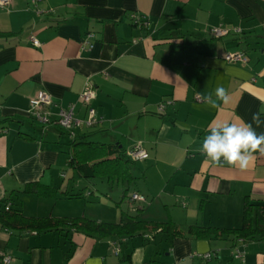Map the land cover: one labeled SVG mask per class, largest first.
<instances>
[{
	"label": "crops",
	"instance_id": "0c3cea01",
	"mask_svg": "<svg viewBox=\"0 0 264 264\" xmlns=\"http://www.w3.org/2000/svg\"><path fill=\"white\" fill-rule=\"evenodd\" d=\"M134 14L149 24H136ZM219 25L232 30L215 37L210 29ZM0 31L17 33L0 36V119L19 118L0 126V208L11 204L35 217L237 228L247 197L264 204V156L256 153L255 163L241 171L217 167L199 151L212 121L250 123L264 109V0H11L0 6ZM237 51L248 61L225 58ZM87 81L95 86L99 122L77 134L118 143L126 152L137 143L147 150L141 175L133 165L131 171L133 183L143 176V188L157 197L149 208L138 203L136 212L122 215L110 203L116 202L108 192L114 182L87 179L69 163L72 138L56 120L71 103L77 117H86L79 94ZM220 86L231 102L213 109L205 97ZM42 90L54 101L47 124L29 112ZM98 178L106 180L101 189L107 193ZM33 182L45 185V193L24 192ZM3 254L13 256L10 264H264V240L155 231L101 237L0 224V264Z\"/></svg>",
	"mask_w": 264,
	"mask_h": 264
},
{
	"label": "trees",
	"instance_id": "16d2710c",
	"mask_svg": "<svg viewBox=\"0 0 264 264\" xmlns=\"http://www.w3.org/2000/svg\"><path fill=\"white\" fill-rule=\"evenodd\" d=\"M17 33L2 32L0 36L10 37ZM18 117L10 116L0 119V126ZM69 133V132H68ZM88 134H76L72 138V151L69 158L71 166L85 178L105 177L114 183H123L127 187L124 197L127 195L129 186L134 182L135 177L131 171L133 163L126 150L118 143H104L88 139ZM46 187L40 183H28L24 192L45 193ZM243 223L237 228H226L204 225H189L182 228L173 220L167 221H148L135 217L129 221L105 222L96 221L85 216L76 217H35L26 216L19 208H12L11 204L0 208V224L10 229L34 230L42 232L52 229L70 228L82 230L87 233L101 237L108 236H133L138 233L151 231L161 232L173 237L191 236L200 239H221L230 236L232 240H264V204L252 202L250 198L245 199L243 209Z\"/></svg>",
	"mask_w": 264,
	"mask_h": 264
},
{
	"label": "clouds",
	"instance_id": "9594fccd",
	"mask_svg": "<svg viewBox=\"0 0 264 264\" xmlns=\"http://www.w3.org/2000/svg\"><path fill=\"white\" fill-rule=\"evenodd\" d=\"M205 102L211 108L219 109L221 102L224 105L231 102V96L220 86L205 97ZM262 125L264 109L253 113L250 123L214 120L208 126V134L203 137L199 151L217 167L228 165L241 171L249 169L255 163L256 153L264 156V132L256 131Z\"/></svg>",
	"mask_w": 264,
	"mask_h": 264
},
{
	"label": "built area",
	"instance_id": "2783aa9c",
	"mask_svg": "<svg viewBox=\"0 0 264 264\" xmlns=\"http://www.w3.org/2000/svg\"><path fill=\"white\" fill-rule=\"evenodd\" d=\"M37 1L38 0H33L34 3H36ZM10 2L11 0H0V6L6 7L7 5L10 4ZM132 19L136 24H139V25L141 24V25L147 26L149 24V21L147 18L138 16L136 14L132 16ZM231 30H232L231 28L225 27L222 25L213 26L210 29L211 33L215 37H222L224 35H227L231 32ZM235 31L238 32L239 29L236 28ZM32 41L35 45H40V42L36 38H33ZM225 58L228 61H242V62L248 61V57L246 53H244L243 51L227 53ZM95 96H96V92H95L94 84L90 81H87L84 89L79 94V100L83 104H85L87 108V115L85 118H79L76 116V112H75L76 104L75 103H71L66 107L60 108L58 112V118L56 121L63 129L69 132V135L71 137H74L77 134V130L81 128L92 127L99 122V118L96 115V109L92 105V100L95 98ZM196 99L202 100V97L198 95ZM53 104H54V101H53L52 95L45 90L40 91L35 97L31 99L30 110H29L31 117L42 124H47L48 122H50L49 108ZM165 106H166V103L161 102L159 104V109L162 111L165 109ZM127 153L134 160H142L148 157L147 150L140 143H137L136 145H134V147L131 148ZM130 200L133 202L134 201H146V197L144 194L136 191L130 195ZM205 256L209 257L210 253H207ZM236 256L240 258L243 257V255L238 250H237ZM12 260H13L12 255L10 254L2 255V262L4 264H10Z\"/></svg>",
	"mask_w": 264,
	"mask_h": 264
},
{
	"label": "rangeland",
	"instance_id": "374dc122",
	"mask_svg": "<svg viewBox=\"0 0 264 264\" xmlns=\"http://www.w3.org/2000/svg\"><path fill=\"white\" fill-rule=\"evenodd\" d=\"M26 125L30 126L29 122L26 123ZM139 166L140 167H144L145 166V160L142 161V160H138L136 161L135 164H133V170L135 171V173L137 175H141V171L139 169ZM96 181H98V186H100V190L104 193H107V191H104L101 189V186L104 187L105 184L107 183L106 180H104V178H98ZM104 181V182H102ZM143 185H144V178L143 176H141L140 178L137 179V181L135 183H133L129 189V194L128 196L124 199V200H121L122 199V195H123V192H124V189H125V186L122 184V183H118L115 185H113L112 187L110 186V190L108 191L109 192V195L114 199L116 200L115 201H112L110 202L112 207H116L117 210L120 211V213L122 212V215L124 214V216H127L128 213H132V212H136V207L137 205H139L138 203H140V205H143V204H147L148 205V208L149 206L153 203V201H155V199L157 197H155V195H153V193H151L150 191H148L149 189V186H146L145 185V189L143 188ZM134 188H140L144 193L145 197H146V201H142V202H136L134 203L133 201L130 200V195L134 192ZM104 196V195H103ZM106 197V196H104ZM108 198V197H107ZM121 200V203H117L120 202ZM161 200L158 201V203H161L160 202ZM157 206H154L151 210V211H155L153 209H156ZM125 212V213H123Z\"/></svg>",
	"mask_w": 264,
	"mask_h": 264
}]
</instances>
